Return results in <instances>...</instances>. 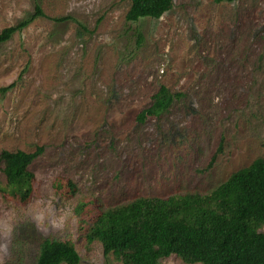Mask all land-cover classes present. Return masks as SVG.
<instances>
[{"label": "rangeland", "instance_id": "obj_1", "mask_svg": "<svg viewBox=\"0 0 264 264\" xmlns=\"http://www.w3.org/2000/svg\"><path fill=\"white\" fill-rule=\"evenodd\" d=\"M36 4L45 16L0 43V87L14 83L0 151L40 149L24 202L1 191L0 162V264H35L45 238L70 240L78 264H121L85 238L98 212L207 193L264 157V0H174L135 22L129 0H0V30ZM160 85L170 107L138 122Z\"/></svg>", "mask_w": 264, "mask_h": 264}, {"label": "trees", "instance_id": "obj_2", "mask_svg": "<svg viewBox=\"0 0 264 264\" xmlns=\"http://www.w3.org/2000/svg\"><path fill=\"white\" fill-rule=\"evenodd\" d=\"M173 1L129 0L125 20L157 19L172 8ZM37 16H45L38 4L31 16L0 30V43ZM66 19L53 18L54 21ZM13 85L0 87V94ZM173 98L174 94L160 85L151 103L137 114L138 122L165 113ZM39 153L40 149L0 151L4 194L20 202L30 197L34 174L29 165ZM262 226L264 157H257L207 193L139 196L108 207L93 216L85 238L87 242L98 241L104 255H113L121 264H158L160 259L172 254L187 264H264ZM79 260L70 240L45 238L39 243L35 264H78Z\"/></svg>", "mask_w": 264, "mask_h": 264}]
</instances>
